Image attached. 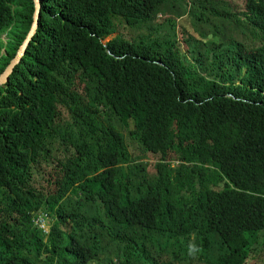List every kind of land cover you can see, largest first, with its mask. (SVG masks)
Listing matches in <instances>:
<instances>
[{
    "label": "trees",
    "instance_id": "trees-1",
    "mask_svg": "<svg viewBox=\"0 0 264 264\" xmlns=\"http://www.w3.org/2000/svg\"><path fill=\"white\" fill-rule=\"evenodd\" d=\"M171 1L245 31L222 40L215 29L204 68L160 18ZM41 10L0 88V264H98L92 232L107 218L120 227L107 264H264V0H41ZM34 13V0H0V77ZM158 19L166 42L125 34ZM104 101L129 137L106 123ZM142 171L148 191L132 196Z\"/></svg>",
    "mask_w": 264,
    "mask_h": 264
},
{
    "label": "rangeland",
    "instance_id": "rangeland-1",
    "mask_svg": "<svg viewBox=\"0 0 264 264\" xmlns=\"http://www.w3.org/2000/svg\"><path fill=\"white\" fill-rule=\"evenodd\" d=\"M160 18L172 19L175 21L178 31V39H180L183 51L188 55L189 59L195 61L200 58V53L204 51V42L213 39V31L219 30V38L222 40L237 39L243 34V29L239 30L234 27L233 24L226 23L222 26L223 20L220 17L211 15L208 11H204L201 8L194 7L186 1H171L161 9ZM208 20L209 22H204ZM125 34L132 36L134 40H145L147 42H166L170 37V29L168 24L161 22L159 19L156 22H148L140 27V29L127 28ZM204 34L207 38L204 37ZM118 34L112 36L107 41L117 37ZM106 41V42H107ZM204 68H208L207 63L203 61ZM106 109L105 120L106 123L113 124L117 129L123 131L127 137H129V130L125 128L124 122L114 113L111 107L104 101V105L101 110ZM131 127H134V123L130 122ZM144 165L151 163L148 160H142ZM209 174H214L213 168H208ZM146 171H142L135 178L133 188L131 189L132 196L148 191L146 184L143 182L146 176ZM41 219H45V225L48 230L51 228V223L46 219L45 215L40 216ZM105 227H98L93 230V234L97 236V239L92 241L95 248L100 252L102 261L98 264H107V261L115 257L112 234L119 231L120 227L115 222L108 218L104 220ZM153 236L160 238L161 242L166 245L174 242L173 238L169 236H163L161 233L153 232ZM185 245V243H184ZM190 245H194L198 250L200 245L196 239L190 241ZM189 245V246H190ZM189 248V247H188Z\"/></svg>",
    "mask_w": 264,
    "mask_h": 264
},
{
    "label": "water",
    "instance_id": "water-1",
    "mask_svg": "<svg viewBox=\"0 0 264 264\" xmlns=\"http://www.w3.org/2000/svg\"><path fill=\"white\" fill-rule=\"evenodd\" d=\"M35 2V17H34V26L31 34L29 35L27 41L19 51L18 56L12 61L10 66L6 69L4 74L0 77V88L5 86L6 83L10 81L11 75L15 72L16 67L21 63L23 57L26 55L27 49L30 46L31 41L33 40L34 36L36 35L39 25H40V18L42 15L41 10V0H34Z\"/></svg>",
    "mask_w": 264,
    "mask_h": 264
},
{
    "label": "built area",
    "instance_id": "built-area-1",
    "mask_svg": "<svg viewBox=\"0 0 264 264\" xmlns=\"http://www.w3.org/2000/svg\"><path fill=\"white\" fill-rule=\"evenodd\" d=\"M37 222L40 224L41 228H43L46 232H49V230L46 228V225H45V222H46L45 219L39 218Z\"/></svg>",
    "mask_w": 264,
    "mask_h": 264
},
{
    "label": "clouds",
    "instance_id": "clouds-1",
    "mask_svg": "<svg viewBox=\"0 0 264 264\" xmlns=\"http://www.w3.org/2000/svg\"><path fill=\"white\" fill-rule=\"evenodd\" d=\"M196 251H197V249L195 248L194 245H190V246H189V254H190V255H191V254H194Z\"/></svg>",
    "mask_w": 264,
    "mask_h": 264
}]
</instances>
